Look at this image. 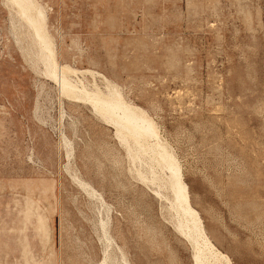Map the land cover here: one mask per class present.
<instances>
[{
    "label": "rangeland",
    "instance_id": "obj_1",
    "mask_svg": "<svg viewBox=\"0 0 264 264\" xmlns=\"http://www.w3.org/2000/svg\"><path fill=\"white\" fill-rule=\"evenodd\" d=\"M33 1L57 77L0 0V264H264V0ZM88 92L155 135L124 139Z\"/></svg>",
    "mask_w": 264,
    "mask_h": 264
},
{
    "label": "bare ground",
    "instance_id": "obj_2",
    "mask_svg": "<svg viewBox=\"0 0 264 264\" xmlns=\"http://www.w3.org/2000/svg\"><path fill=\"white\" fill-rule=\"evenodd\" d=\"M9 1H11L17 5L16 8L18 9V13H19L20 17L22 19H24L26 21V23H28L30 25V26L28 25L29 27L32 28V30L36 36V39H38V41L40 43L42 59H44L43 61H46L47 63L49 62L48 66L50 68H48L47 66H44V68L46 67L48 69L47 72L49 73V76H51V75L54 76L56 74L55 73L56 72L55 71V68H56L55 63L56 62L54 63V61H52V62L49 61V59H50L49 52H52V51H49V50H51L50 49V46H51L50 42L51 41L49 40V37L47 36V31H45V26L43 24L44 18H43L42 11L37 7L36 3L33 0H9ZM13 3H12V5H13ZM33 43H34V41H33ZM43 64H45V63L43 62ZM58 68H60V67H58ZM62 73L64 74L65 71ZM49 76H48V78H49ZM56 77L57 76L55 75V78ZM59 77H61V75ZM58 80H60V83L62 84V86H61V84H60V86L63 88V91L65 94H68V95L72 94L74 96H77L76 98H78V97L83 98V96H84V99H85V94L83 92H81L80 90L77 91L76 90L77 88L73 87L74 84L71 85V83L68 82V79H66L64 76L62 78H59ZM52 81H55V80L52 79ZM74 83H75V81H74ZM61 87H60V89H61ZM61 92H62V89H61ZM87 94H90V93L88 92ZM89 99L93 103L94 108H97L103 114V116L105 115V117L106 116H107V118L109 117L117 125L118 132L122 137H124V139H125L126 134H129L130 136H133L134 138H140V137H147V136L155 135V131H154L153 126L151 125L150 121H148L144 117V115L139 114L138 111L130 108V106L128 107V104L125 105L123 103L124 101L123 102L121 101V96L117 92H114L113 94H111L109 96H106V98L102 97L100 94L93 93V94L89 95ZM164 158L165 157H163V159ZM165 161H166V158H165ZM167 161H168V159H167ZM167 163L169 165V168L172 170L173 176L175 177V182L174 183L172 182V184L174 185V188H175L176 200L181 205L183 211L185 212V215L189 214L192 216L191 218H193L192 220H194V224H192V225H194L196 227V229L199 231V236L203 237L204 247H207V249L209 248L211 250L213 248V246L209 242V240L204 237L200 220L197 217L195 211L189 205L188 196L186 193V187L180 179L178 168L174 162V159L170 158V160ZM202 248L197 247L196 253L194 255L195 264H203L202 260L204 259V257H203V259L201 258L202 257L201 253H203L201 250ZM216 254H219V253H216Z\"/></svg>",
    "mask_w": 264,
    "mask_h": 264
}]
</instances>
